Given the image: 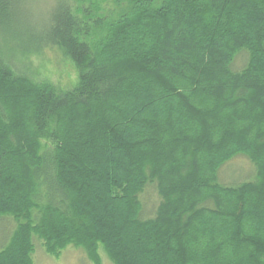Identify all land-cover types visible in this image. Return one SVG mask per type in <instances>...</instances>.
Here are the masks:
<instances>
[{
  "label": "trees",
  "instance_id": "obj_1",
  "mask_svg": "<svg viewBox=\"0 0 264 264\" xmlns=\"http://www.w3.org/2000/svg\"><path fill=\"white\" fill-rule=\"evenodd\" d=\"M19 1L0 3V264H35L36 239L98 263L264 264V0L58 6L39 41L86 69L63 95L12 63ZM237 155L255 179L228 186Z\"/></svg>",
  "mask_w": 264,
  "mask_h": 264
},
{
  "label": "rangeland",
  "instance_id": "obj_2",
  "mask_svg": "<svg viewBox=\"0 0 264 264\" xmlns=\"http://www.w3.org/2000/svg\"><path fill=\"white\" fill-rule=\"evenodd\" d=\"M94 1L96 0H20L17 4L18 24L16 27H14L12 34H10L13 38L11 44L13 45V42H16L15 46L17 47L18 44L29 45L33 42L39 41V37L43 36V33H45V31L49 28L51 16L58 6L67 5L74 10H77L80 7L89 8L91 6V2ZM33 4L42 5L44 10L48 13L49 18L47 22H44L43 19L35 22L41 25L40 31H36L33 27V16L31 9V5ZM104 4L105 5H103V8L106 10L108 8L109 10L113 9V4L111 2L109 5H107L108 3ZM34 35H36V37L32 39L30 36ZM248 59L249 55L247 53H242L237 57L234 63V68H244L248 63ZM12 63L18 69H25L27 72L26 66L17 65L14 60ZM18 69L17 72H20ZM255 174V167L250 162V160L244 155H237L232 159V161L223 167L220 172V180L222 183L228 184V186H235L255 179ZM141 199L144 205L143 218L149 219L154 217L156 207L159 204V198L156 189L152 186L149 187ZM11 223H13V221L10 218H3L0 220V250L10 238L12 230L10 229L9 224ZM35 244V264H113L105 254L104 250H99L100 259L96 258L99 260L98 263L93 262V260L91 261L84 249L76 246H69L59 258H56L46 253L45 249L42 247L41 241L38 239L35 240Z\"/></svg>",
  "mask_w": 264,
  "mask_h": 264
},
{
  "label": "clouds",
  "instance_id": "obj_3",
  "mask_svg": "<svg viewBox=\"0 0 264 264\" xmlns=\"http://www.w3.org/2000/svg\"><path fill=\"white\" fill-rule=\"evenodd\" d=\"M31 9L33 27L40 31L41 25L35 22L41 19L47 22L48 13L39 4L31 5ZM15 45L16 42H13L14 62L26 66L27 73L35 84L47 86L57 95L71 93L80 88L86 69L77 63L69 48L58 37L42 39L27 51Z\"/></svg>",
  "mask_w": 264,
  "mask_h": 264
}]
</instances>
